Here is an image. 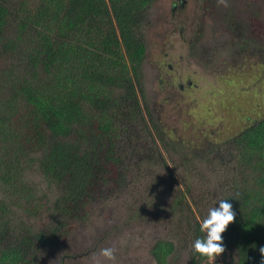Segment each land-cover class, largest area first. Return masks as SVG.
Returning a JSON list of instances; mask_svg holds the SVG:
<instances>
[{
	"label": "trees",
	"instance_id": "16d2710c",
	"mask_svg": "<svg viewBox=\"0 0 264 264\" xmlns=\"http://www.w3.org/2000/svg\"><path fill=\"white\" fill-rule=\"evenodd\" d=\"M151 1L0 0V180L6 184L0 192V264H35L40 250L66 239L93 192L109 183L107 172H114L131 125L152 138L155 150L171 147L145 99L141 72L146 47L139 29ZM231 144L246 164L236 174L239 185L230 189L236 216L222 234V254L235 253L230 264H260L264 119ZM154 156L165 163L161 152H151L149 160ZM31 157L55 190L42 229L11 225L12 204L24 199L15 194L25 190L13 170ZM174 202L186 205L185 193ZM199 224L190 228L191 243L202 235ZM175 250L173 242L158 240L150 254L155 264H170ZM187 264L213 263L191 248Z\"/></svg>",
	"mask_w": 264,
	"mask_h": 264
},
{
	"label": "rangeland",
	"instance_id": "374dc122",
	"mask_svg": "<svg viewBox=\"0 0 264 264\" xmlns=\"http://www.w3.org/2000/svg\"><path fill=\"white\" fill-rule=\"evenodd\" d=\"M139 30L145 99L171 147L155 150L152 138L131 125L109 183L93 192L66 239L40 250L35 264H113L93 255L102 247L117 250L114 264H155L150 252L158 240L176 246L170 264H187L191 226L241 181L236 174L246 159L231 140L264 119V0H152ZM151 152H161L165 163L149 160ZM13 172L25 190L15 194L23 203L11 202V225L42 229L55 190L34 157ZM5 185L0 180V192ZM183 193L187 204L180 208L174 201ZM234 260L228 251L209 262Z\"/></svg>",
	"mask_w": 264,
	"mask_h": 264
},
{
	"label": "clouds",
	"instance_id": "9594fccd",
	"mask_svg": "<svg viewBox=\"0 0 264 264\" xmlns=\"http://www.w3.org/2000/svg\"><path fill=\"white\" fill-rule=\"evenodd\" d=\"M233 199L235 196L232 193H227L217 201L216 205L218 206L215 205L208 209L207 215L202 218L199 224V231L202 235L196 236L191 243L194 254L211 261L216 260L225 251L222 234L236 216L231 203ZM116 251L114 247H102L93 255H99L114 264L117 259ZM259 251L261 254L260 264H264V246H260Z\"/></svg>",
	"mask_w": 264,
	"mask_h": 264
},
{
	"label": "water",
	"instance_id": "95a60500",
	"mask_svg": "<svg viewBox=\"0 0 264 264\" xmlns=\"http://www.w3.org/2000/svg\"><path fill=\"white\" fill-rule=\"evenodd\" d=\"M181 2L183 3V2H184V0H181Z\"/></svg>",
	"mask_w": 264,
	"mask_h": 264
}]
</instances>
